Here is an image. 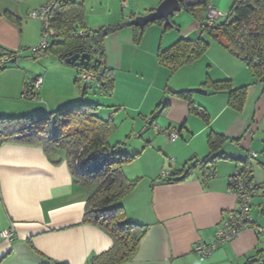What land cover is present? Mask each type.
<instances>
[{"label": "crops", "instance_id": "obj_1", "mask_svg": "<svg viewBox=\"0 0 264 264\" xmlns=\"http://www.w3.org/2000/svg\"><path fill=\"white\" fill-rule=\"evenodd\" d=\"M48 1L0 0V56L22 50V57L40 43L43 24L29 13ZM71 1L84 4L86 28L77 26V29L87 31L109 28L133 16L147 14L163 0H144L138 5L134 0L132 4L137 7L132 9L128 0L126 6H121L118 0ZM232 2L212 0L211 6L228 13ZM5 13L13 14L17 20L9 19ZM173 24L167 29L159 23H149L139 44L135 43L134 28L123 27L106 34L107 66L116 77L110 97L99 98L103 94L97 87L93 94H88L93 91H89L93 83L83 93L78 80L80 70L66 66L56 56H47L52 64L44 75H37L28 83V75L19 72L1 81L3 88L15 93L12 98L19 105H7L0 113L12 117L50 114L74 104L97 102L100 117L112 119L116 125L117 117L121 116L123 124L127 123V129L118 134V127L110 141L117 135L116 142H125L123 153H139L123 166L129 179L139 180L121 203L127 219L146 225L147 233L135 258L124 264H244L250 258H257L260 251L264 254V233L255 229V226L264 227V179L258 181L253 176L259 187L253 199L250 225L234 240L217 244L211 255L203 256L197 246L211 243L220 222L238 207L229 178L243 171V163L219 159L209 178L198 170L182 181L169 182V176H162V172H179L194 160L208 157L207 137L211 131L229 138L219 154L250 161L254 139L252 135L245 142L240 140L247 126L250 127L243 115L251 94L254 96L259 91L254 105L256 118L257 112L264 108L260 104L264 89L248 87L243 114L229 106L227 91H194V88L205 89L203 85L209 79L231 80L234 87L254 84L253 74L244 61L209 36H205L209 49L193 63L177 69L160 64V51L181 38L200 36L199 24L191 23L184 31L179 23ZM178 26L180 29L175 30ZM139 65H148L154 74H145ZM133 74L145 83L138 86ZM37 77L43 79L38 90L33 89ZM26 86L36 94L31 102L17 98L23 95ZM184 90H192L193 101L207 110L209 124L189 112L186 100L172 94ZM39 94L47 101L40 99ZM162 103L160 114L152 124V114ZM155 126L172 128L180 136L172 139L165 132L157 134ZM64 154L59 150L51 158L38 145L9 142L0 146V233L8 228L13 230V240L0 234V264H42L45 256L67 264H86L91 255L113 245L107 233L83 222L91 190L75 183L65 159L57 161Z\"/></svg>", "mask_w": 264, "mask_h": 264}, {"label": "trees", "instance_id": "obj_2", "mask_svg": "<svg viewBox=\"0 0 264 264\" xmlns=\"http://www.w3.org/2000/svg\"><path fill=\"white\" fill-rule=\"evenodd\" d=\"M179 1L182 11L189 13L199 22L200 36L197 39L181 38L168 49L160 51L158 54L160 64L177 69L193 63L209 49L210 43L205 38L209 36L223 43L230 53L245 62L254 76L264 81V0H234L228 15L212 26L205 24L207 9L212 0ZM4 15L13 21L17 20L11 13ZM84 21V4L64 0L61 9L54 13L50 24L52 31L59 34L58 37L53 38L48 47L34 51L32 56L35 59L56 56L62 63L68 64L66 58L69 56L77 52H89L92 59L98 60V66L91 64L85 67L77 63L74 65L80 68L79 73L89 69L100 70L94 79L97 81L98 91L105 96H111L114 93L116 78L115 72L107 66L104 42L106 34L103 33V29H98L87 30L85 35H81L77 26L86 28ZM154 23L163 25V20ZM119 28V25H115L107 28V31L111 33ZM133 28L135 43L139 44L144 29L141 30L136 25H133ZM5 55L7 58L4 61L0 58V72L13 59L17 61L19 58L17 52H7ZM92 83L88 87L83 86V93L88 91ZM203 87L213 92L227 91L229 106L243 111L249 85L234 87L231 80L209 79ZM172 94L188 102L190 113L202 117L207 124L210 123L207 110L193 101L192 90ZM161 106L163 103L153 112L152 124L160 114ZM98 108L99 105L95 103H78L50 114L0 117V146L9 142L38 145L51 158L56 151L65 152L64 157L57 161L65 159L75 183L91 190L86 200L83 222L99 227L113 240V245L109 249L91 255L86 264H124L135 258L141 240L147 233L146 225L127 219L121 203L139 180L129 179L123 171V166L135 159L139 153H123L125 142L116 144L110 142V137L117 126L112 119L100 117L97 114ZM207 139L209 156L202 160H194L179 172L166 171L169 173L167 181H182L198 170L209 178L212 168L219 159H232L243 165L247 163L239 173L245 175L248 181L255 185L257 193L259 185L254 182L249 160L219 154L229 138L211 131ZM42 264L67 263L45 256ZM244 264H264L263 251H260L257 258H250Z\"/></svg>", "mask_w": 264, "mask_h": 264}, {"label": "built area", "instance_id": "obj_3", "mask_svg": "<svg viewBox=\"0 0 264 264\" xmlns=\"http://www.w3.org/2000/svg\"><path fill=\"white\" fill-rule=\"evenodd\" d=\"M64 0H49L45 4L41 5L37 9L30 11L29 16L34 19H38L43 24L42 29V39L40 43L32 48V52L38 51L40 49L46 48L50 45L53 38L58 37L57 32H53L50 24L54 13L61 9ZM124 0V6H126ZM228 13L221 11L218 8L213 6H209L207 9L205 24L208 26H212L216 24L218 18L225 17ZM81 35H85L84 30L79 31ZM51 37V41H50ZM22 50L17 52V56H21ZM2 59L1 61H4ZM100 73L98 69H89L80 73L79 80L83 86L88 87L94 81L97 74ZM43 84L42 78H36L33 83V89L38 90ZM24 97L36 98V94L29 87L26 86L23 93ZM155 133L165 132L172 139L179 138L180 134L177 130L170 128H161L158 126L154 127ZM252 157H258L256 152H252ZM169 173L166 171L162 172V176H168ZM230 190L237 196L238 198V207L233 210L229 217L222 222H220L215 236L211 243H203L197 246V251L203 256H209L212 254L214 247L219 243L230 242L234 240L240 231L250 225L252 221V202L254 196L256 194L255 185L248 181L247 177L243 174H236L229 178ZM255 229L258 233H264V227L255 226ZM1 236L4 239L13 240V230L11 228L5 229L1 231Z\"/></svg>", "mask_w": 264, "mask_h": 264}, {"label": "rangeland", "instance_id": "obj_4", "mask_svg": "<svg viewBox=\"0 0 264 264\" xmlns=\"http://www.w3.org/2000/svg\"><path fill=\"white\" fill-rule=\"evenodd\" d=\"M118 1H119L121 6L124 5L122 3V0H118ZM133 1L134 0H128L127 1L130 9H132V7H137L136 5L132 4ZM142 2H144V0H137L136 1L137 5L139 3L141 4ZM233 2H234V0H233ZM233 2H232V4H233ZM90 6L92 7V2H91ZM218 9H220V8H218ZM220 10L223 11L222 9H220ZM130 12H132V11H130ZM172 22L173 23L176 22V23H179V25H182L183 31L186 30V28L188 26H190L191 23L199 24V22L192 15H190L189 13H187L185 11H181V12H178L177 14H175L172 17ZM130 28H133V25L130 27H127V29H130ZM104 29H107V28L105 27V28H103V30ZM179 29H180L179 26L175 28V30H179ZM50 41H51V37H50ZM25 54L22 57H19L17 59V61L8 63L6 65V67L0 72V104H1V110L0 111H2V109L7 105H15V106L19 105L16 102V100H14V98H12V97H15L14 96L15 93L12 91H7L5 88H3L1 81L4 80V78H6L7 76L11 77L12 75L15 76L16 74H21L19 72H22L25 76L28 75L29 81H26V82L29 83L30 81H32L34 79L35 76L44 75V73H47V68H49V69L51 68V64H52L51 60L52 59H49L47 56H42V57L35 59L32 56L33 52H31V50L25 51ZM0 58H1V60L6 59L7 56L2 55V56H0ZM77 64H79V63L77 62ZM65 65L70 66L71 68L74 67L78 70L80 69L78 67V65H69V64H65ZM139 67H141L143 69L145 74H154V72L149 71L150 68L148 65H145V66L139 65ZM67 68H69V67H67ZM134 73H136V72H134ZM118 74H120V73H118ZM132 76H133L132 79L135 80L134 82H138V86H141L145 83L141 77L134 75V74ZM252 81L254 82V84H245V85H249V86L251 85L250 87H253V88H255L254 86H256V89L258 88V90L264 89V81H261L260 78L253 75ZM115 84H116V80H115ZM81 86L83 87V84H81ZM92 87L93 88L89 90V91L93 90L92 93H88V94H93L95 88L97 87V81H95V80L93 81ZM92 96L94 97V95H92ZM258 96H259V91L254 96L251 94L248 106L246 107L245 113L243 115L244 118H247V122L249 121L250 127L247 126L246 131L243 134V136L240 138V140L245 142V139H248V137H250L249 139H251L252 135H253L254 146L252 148V151L257 152L259 157L258 158L250 157L251 159L249 162H250L251 169L253 171V173H252L253 176L258 181H261L264 179V165L262 164V163H264V108H262L260 112H257V116H256V118H254V115H255L254 114V111H255L254 105L257 103ZM38 97L40 99H43L42 98L43 96L41 97L40 94ZM108 97H110V96L100 95L99 98L102 99V98H108ZM17 98L20 100L22 99L23 101H27V102H31L34 100V99H31L30 97H24L23 95H20ZM22 100H21V102H23ZM43 100L47 101V98H45ZM260 102H261L260 104L262 105V107H264V97ZM95 103H97V102H95ZM192 114H194V113H192ZM241 114H243V111H241ZM3 115H5V114L0 113V117H12V116H8V115L7 116H3ZM33 115H35V114H30V116H33ZM194 115H196V114H194ZM198 117H200V116H198ZM200 118L203 119L202 117H200ZM116 125H117L116 130H118V127L120 128V130L118 131V134H121L123 131H125V129H127V126H128L127 123L123 124L121 116L117 117ZM158 127H160V126H158ZM116 130L112 133V135L116 132ZM124 135L121 137H124ZM117 140H118L117 135H115L112 142L111 141L110 142L112 144H116ZM246 164H244L243 166H245ZM164 171H167V170H164Z\"/></svg>", "mask_w": 264, "mask_h": 264}, {"label": "water", "instance_id": "obj_5", "mask_svg": "<svg viewBox=\"0 0 264 264\" xmlns=\"http://www.w3.org/2000/svg\"><path fill=\"white\" fill-rule=\"evenodd\" d=\"M182 11V6L179 0H163L156 9L148 12L144 15H138L134 18L123 21L119 24L120 28L129 27L132 25L138 26L141 30L145 29V27L149 23H154L158 20H163V27H173L174 24L171 21V17L177 13ZM104 34H108L107 29L103 30ZM16 59H13L11 62H15ZM66 62L70 65H74L77 62L81 66L88 67L91 64L94 66H98L99 62L97 59H92V55L89 52H77L68 58H66ZM194 91L206 92V89L203 88H194Z\"/></svg>", "mask_w": 264, "mask_h": 264}]
</instances>
